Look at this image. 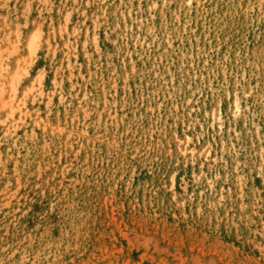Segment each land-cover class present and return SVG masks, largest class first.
I'll list each match as a JSON object with an SVG mask.
<instances>
[{"label":"rangeland","instance_id":"obj_1","mask_svg":"<svg viewBox=\"0 0 264 264\" xmlns=\"http://www.w3.org/2000/svg\"><path fill=\"white\" fill-rule=\"evenodd\" d=\"M0 264H264V0H0Z\"/></svg>","mask_w":264,"mask_h":264},{"label":"bare ground","instance_id":"obj_2","mask_svg":"<svg viewBox=\"0 0 264 264\" xmlns=\"http://www.w3.org/2000/svg\"><path fill=\"white\" fill-rule=\"evenodd\" d=\"M32 41H30L29 43H31ZM34 42H35V39H34ZM31 44H33V43H31ZM30 44V45H31ZM34 45V44H33ZM32 46V45H31ZM32 47H34V46H32ZM241 103V102H240ZM240 103H238L237 101H236V103H235V111L236 112H240L239 110H240ZM219 117V116H218ZM218 119V118H217ZM221 119V118H220ZM222 123V122H221ZM184 150H187V147L184 149ZM190 152H193V148H191L190 149Z\"/></svg>","mask_w":264,"mask_h":264}]
</instances>
